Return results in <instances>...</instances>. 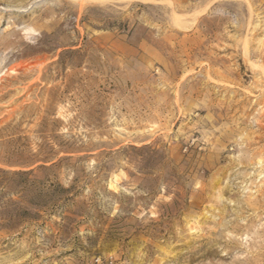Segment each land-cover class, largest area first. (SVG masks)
Instances as JSON below:
<instances>
[{"label": "rangeland", "instance_id": "1", "mask_svg": "<svg viewBox=\"0 0 264 264\" xmlns=\"http://www.w3.org/2000/svg\"><path fill=\"white\" fill-rule=\"evenodd\" d=\"M262 98L264 0H0V264H264Z\"/></svg>", "mask_w": 264, "mask_h": 264}, {"label": "trees", "instance_id": "2", "mask_svg": "<svg viewBox=\"0 0 264 264\" xmlns=\"http://www.w3.org/2000/svg\"><path fill=\"white\" fill-rule=\"evenodd\" d=\"M131 148L136 151L150 149L149 147ZM156 154L158 153L156 152L155 155ZM81 160L82 159L80 158L78 159V161ZM72 161V157H64L59 159L57 162L52 163L50 166L42 165L35 169L8 172L0 170V172L5 176H8L10 178H17L22 181V184L25 187L23 191V198L25 199L27 197V192L29 189L28 187L31 186V184H40L42 187H44L49 181L47 179L40 181L36 178L32 180L36 173L60 170L63 166L70 165V162ZM54 187L56 188V191L50 197H48L41 191L37 195V199L26 200L23 202V204H28L30 208L24 207L20 204L13 205L15 209L7 214L2 227H4V229L12 231L14 227L19 226L20 224H32L33 222L40 220L41 217L39 213L41 211L45 212L49 208H51L52 210H66L70 206V203L74 200V197H70V195L72 194V189H64L59 183L55 184Z\"/></svg>", "mask_w": 264, "mask_h": 264}, {"label": "bare ground", "instance_id": "3", "mask_svg": "<svg viewBox=\"0 0 264 264\" xmlns=\"http://www.w3.org/2000/svg\"><path fill=\"white\" fill-rule=\"evenodd\" d=\"M181 18V17H180ZM182 26V25H181ZM256 89V88H255ZM247 92V91H246ZM232 98V97H231ZM263 99V98H262ZM261 100V99H260ZM261 102V101H260ZM263 102H264V99H263ZM262 104V103H261ZM235 105V104H234ZM259 128H260V126H259ZM261 164V163H260Z\"/></svg>", "mask_w": 264, "mask_h": 264}]
</instances>
